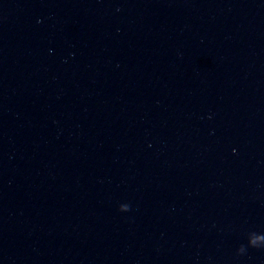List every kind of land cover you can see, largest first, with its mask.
<instances>
[{
    "label": "water",
    "instance_id": "95a60500",
    "mask_svg": "<svg viewBox=\"0 0 264 264\" xmlns=\"http://www.w3.org/2000/svg\"><path fill=\"white\" fill-rule=\"evenodd\" d=\"M0 264H264V0H0Z\"/></svg>",
    "mask_w": 264,
    "mask_h": 264
}]
</instances>
